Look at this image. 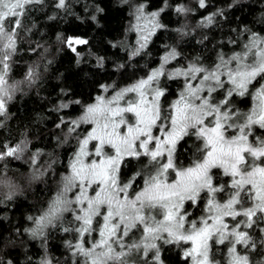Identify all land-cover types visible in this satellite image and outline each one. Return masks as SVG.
Listing matches in <instances>:
<instances>
[{"label": "snow or ice", "instance_id": "obj_1", "mask_svg": "<svg viewBox=\"0 0 264 264\" xmlns=\"http://www.w3.org/2000/svg\"><path fill=\"white\" fill-rule=\"evenodd\" d=\"M41 2L0 0V116L7 112V102L12 99V89L7 86L5 77L10 69L8 61L16 51L18 29L22 26L20 17L27 5ZM64 6L65 0H58L57 7ZM199 6L205 7V0H199ZM97 11L103 10L98 8ZM143 11V6L137 9L140 15ZM177 11L187 10L180 7ZM150 15L155 21L159 13ZM208 21L211 23V17ZM154 26L163 27L158 23ZM147 38L144 36L143 40L147 41ZM64 42L73 52L76 51L74 44L88 43L72 37ZM244 49L243 53H236L230 59L221 57L212 69L190 66L166 77L184 76L187 83L185 91L171 104L170 110H164V114L160 98L165 96V90L158 84L159 78L165 76L163 66L107 102L102 97L97 98V103L88 106L81 118L82 122L94 127L79 141V150L70 164V174L63 178L60 193L38 219V229L32 230L33 235H42L45 221L54 226V221L70 212L74 220L80 222L75 232L83 237L85 233L91 235L98 231L101 238L87 248L83 243L70 245L75 249L73 254L79 252L85 258L84 264H129L124 258L132 252L140 254L145 264L148 259L163 264L157 241L163 244L190 243L192 247L184 252V257L190 258L193 264H215L210 257L212 243L225 244L227 241L231 256L229 264H254L248 254L238 253L236 245L255 250L256 241L246 231L238 230L239 221L231 229L224 222V217L235 219L243 215L247 218L245 226L250 228L257 213L264 216V139L252 133L253 126L264 129V83L260 82L264 81V37L252 33L251 41L244 45ZM176 55L173 50L164 57V62ZM233 62L235 67L231 66ZM197 75L200 78L193 86L191 81ZM33 76L30 70L29 82ZM254 82L259 84L255 88L257 107L237 124L234 119L237 113L231 107L232 98L244 97L249 93V86L255 87ZM219 91H222L223 98L214 101L213 93ZM128 93L135 94V98L124 100L121 105L119 101ZM71 123L70 131L80 126L78 121ZM229 129L238 134L226 136ZM185 136L203 141V156L192 166L181 168L174 160V153L177 142ZM250 136L254 142L249 141ZM93 141L95 143L89 151L88 146ZM106 148L112 154H108ZM3 149L0 160L7 157L20 159L25 150L21 144L4 145ZM142 157L148 158L153 171L147 174L146 179L141 177L144 187L129 196L132 183L119 181L120 168L125 158L140 160ZM214 168L223 169L224 174L232 178L230 187L235 191L224 204L214 203V198L209 199L208 210L213 214L201 219L200 227L195 221H190L189 228L185 229L188 216L186 211L182 212L185 201L194 205L202 193L207 196L224 190L223 186L213 185L211 170ZM169 170L175 176L171 182L168 180ZM73 189L75 198L68 199L66 194ZM242 193L253 204L240 211L234 206L241 204ZM7 198L11 199V195ZM153 213L160 215L161 219L157 220ZM94 218H99L97 228H93ZM133 229H139L145 235L138 243L125 244L124 238ZM260 247L264 248V242Z\"/></svg>", "mask_w": 264, "mask_h": 264}, {"label": "trees", "instance_id": "obj_2", "mask_svg": "<svg viewBox=\"0 0 264 264\" xmlns=\"http://www.w3.org/2000/svg\"><path fill=\"white\" fill-rule=\"evenodd\" d=\"M205 2L200 7L199 0H66L64 7H57L58 0H42L26 6L5 77L12 99L0 116V151L4 145L26 140L28 155L0 160V264H84L85 258L73 254L75 249L70 247L76 245L78 221L62 220L41 236L32 230L60 192L85 135L87 126L70 131L71 122L96 100L103 85L116 89L134 82L173 50L179 65L211 67L221 57L227 60L243 52L252 33L264 37V0ZM141 6L143 15L137 12ZM180 7L187 11L178 12ZM152 12L159 13L163 27L140 50L135 21ZM69 37H83L88 43L73 52L64 42ZM30 70L34 73L31 82L27 79ZM180 84L177 79L170 81L163 108ZM241 102L251 103L249 95ZM202 147V140L185 136L177 144V165L188 167L202 159ZM146 160L126 159L121 167L123 181H140ZM200 205L201 200L195 209ZM256 225L248 232L257 248L248 254L254 264H264V248L260 247L264 216L256 215ZM64 226L72 230L65 231ZM214 247L213 255L218 258ZM184 248L182 243L167 245L161 252L163 264H186ZM139 261L128 260L129 264H145ZM146 264L158 262L148 259Z\"/></svg>", "mask_w": 264, "mask_h": 264}, {"label": "rangeland", "instance_id": "obj_3", "mask_svg": "<svg viewBox=\"0 0 264 264\" xmlns=\"http://www.w3.org/2000/svg\"><path fill=\"white\" fill-rule=\"evenodd\" d=\"M150 14L151 13L146 14L143 17H141L139 20L137 19V21H135V28L138 31V40H139L140 44H143L144 45V47L147 45L148 41L151 39V37L153 36V34L159 28V27H155L154 25L156 23H158V24L160 23L159 22V15L155 18V21H153V18L151 17ZM144 36H147L148 37L147 38V41H144L143 40V37ZM72 38H79V39L87 40V39H85L83 37H72ZM79 45H81V44H74L73 46L77 50V48H78ZM144 47H141V45H140V50H142ZM242 50H243V52L245 51L244 48ZM138 51H139V49H138ZM243 52H241V53H243ZM234 54H236V53H234ZM234 54H232L230 56V58ZM166 56H169V54H166V55H164L162 57L161 62H160V64L158 66H156L155 68H152L151 70H149L147 72V74L145 76L137 79L134 82H131V83L127 84V85L118 87L116 89H114L111 85H103L102 91H101V93L99 95H97V98L102 97L104 99V101L107 102V101L113 99L118 92H121L124 89L133 86L134 84H136L141 79H146L147 76L150 75L153 71H155L157 69H160L161 66H163V71L165 73V76H161L159 78L158 84H159V87L160 88H162V89L165 90V94L167 93V90L169 88L168 86L170 85V81L171 80L177 79V82L178 83L179 82L181 83L180 85H177L175 87V94L172 97V99L170 100V102L167 104L166 107L163 108V106L161 104L162 103V98L164 96L160 98V106H161V109H162V114H164V110H170L171 104H173L178 99L179 95L182 92L185 91V84L187 83V80L185 79L184 76H176L175 78H171V79L166 78V77L174 74L177 70H181V71L186 70L190 66H197V67H202V68H205V69H212L217 63L220 62V60H219V62H217L214 66H211V67L208 64H203V65H198V64L179 65L177 62L175 63L176 57L175 58L169 57L168 62L165 63L164 62V57H166ZM230 58L228 57L227 59H230ZM231 66L232 67H235V62H233V64ZM199 78H200L199 75H197L196 79L191 81L192 84H193V86H196L197 81L199 80ZM260 82L261 83H264V81H260ZM254 84H255V82H254ZM7 86H10V85L8 84ZM258 87H259V84H255V87L249 86V93H247L244 96V97H246L247 95H249L250 100H251V103H249V104L242 103L241 102V99H243L244 97L234 96L232 98L231 107L237 113L236 117H234V119L236 120V123L237 124H239L243 120L244 115L250 113L253 109H255L257 107V103L258 102H257V99L255 97V88H258ZM220 93L223 94L222 91L213 93V97L212 98H213L214 101H217V100H220V99L223 98V96H221ZM97 98L90 105H93V104L97 103ZM133 98H135V94L128 93L127 95H125L123 97V99H121L119 101V103L121 105H123L124 100L133 99ZM90 105H88V106H90ZM87 107L84 109V111L75 120V121L80 122V126L79 127L87 126L86 132H85V135L83 136V138L85 136H87V134L94 127V125H92V124H89L87 122H82L81 121V118L86 113ZM206 123H207V121H206ZM229 123H231V121H229ZM153 132L155 134V129L153 130ZM252 133H253V136L258 137L260 139H264V129H260L258 126H253ZM237 134L238 133H236L234 129H229L226 132V136H232V135H237ZM249 141L250 142H254L253 141V138L251 136L249 137ZM178 142H177V144H178ZM93 143H95V142L93 141V142H91L89 144V146H88V150L89 151L92 150V144ZM19 144H21V146L25 148L24 152L21 154V158L20 159H26V156L28 155L27 154V143H26V140L22 141ZM177 144H176V147H175L174 160H175V155H176ZM150 147H151V145H150ZM78 150H79V146H78L77 150L74 152L73 157L75 156V154H76V152ZM105 151L108 152V154H112L111 151L109 149H107V148L105 149ZM73 157L71 159V162L73 161ZM88 159H99V158H97V157H88ZM126 159H128V158H125V160L123 161L122 165L125 163ZM71 162H70V164H71ZM122 165H121V167H122ZM188 167H190V166H188ZM181 168H186V167H181ZM140 171H141V175L145 179L147 177V174L149 172L153 171L151 164L148 162V158H147L146 161L143 162V166L141 167V170ZM69 174H70V167H69V173L67 174V176ZM211 175H212V179H213V185L214 186H223V189L224 190L221 191V192H216V193L209 194L207 196H205L202 193L201 194V197L198 198V202L201 200V205H200V208L199 209H195V207L197 206L198 202L193 205L190 202L185 201V203L183 205V208H182V212L183 211H186L188 213V216L185 219V229H188L189 228V222L190 221H195L196 224H197V227H200L201 226L200 225L201 219L206 218V217H208V216H210V215L213 214V212H210L208 210V203H207V201L209 199H213L214 198V203L224 204V203H226L229 200V198L231 197L232 193L235 191L234 189H232L230 187L232 178L229 177V176H227V175H225L224 172H223V169L214 168V169L211 170ZM174 178H175L174 174L171 172V170H169V173H168V180H169V182H171ZM223 178L226 179V184L225 183L222 184ZM141 180H142V183H141ZM141 180L140 181H137V178H135L134 179V182H133V180H131V181H128V180L123 181V179L121 178V168H120L119 181L121 183H132V187L129 188V190H128L129 196H131L134 191H139L140 189H142L144 187V180L143 179H141ZM63 185H64V182L62 183V187H63ZM0 186H1V183H0ZM74 193H75V189H73L72 191H69L66 194L67 198L68 199H74L75 198L74 197ZM91 194H92L91 193V190H89V195H91ZM240 199H241V204L234 206L236 208V210L242 211L243 209H246V208L251 207L252 204H253V201L250 200V199H248L246 196H244L243 193L241 194V198ZM69 207H73L74 208V207H76V205H69ZM257 214H259V213H257ZM153 215L156 216V219L157 220L161 219V216L158 215L157 213H153ZM62 220H67V222H69V223L70 222L71 223H76L77 222L76 220H74L72 213L65 212L63 214V216H62L61 219L54 221V226L47 224V222L45 221V226L42 229V235L45 234V233L50 232V230L51 229H54L57 225H59V223ZM98 220H99V218H94L93 219V228H97L98 227V225H97V221ZM246 220H247V218L244 217L243 215L237 216L235 219H233L231 217H224V222L229 225V229H231L239 221L240 222V226H239V229L238 230L239 231H246L248 233V231H247L248 229L252 228L254 225L257 226L256 225V216L253 217L254 223L252 224V227H250V228L245 226V223L244 222ZM79 223L80 222L78 221L77 227L79 226ZM35 229H38V226L35 227ZM63 229H69V228L67 226H64ZM245 229H247V230H245ZM70 230H72V229H69V231ZM37 235L38 236H41V234H37ZM144 235H145V233H143L141 230H139V229H133L132 232L129 233V236L124 238V242H125V244L138 243V242H140V240L142 239V237ZM250 236L254 240V236H252V235H250ZM100 239L101 238H100V236L98 234V231H93V233L91 235H88L87 233H85L83 235V237H81L80 234L77 233L76 234V245L78 243H83L84 247H86V248L87 247H91L92 244L98 242ZM156 243L160 246V253L162 252V250L167 245H170V244H163L160 241H157ZM181 243L184 244V247H185L184 248V252L192 247V245L190 243H183V242H181ZM214 246H216V248H214V252H216V254L217 253H220V256L218 258L215 257V256H213V247ZM229 247H230V245H228L227 241L225 242V244L212 243V245H211V251H210V257L215 261V264H229V261L231 259V256H230L229 251H228V248ZM236 248H237L238 253H240L242 255L243 254H248L247 251L249 249H245L242 245H239L238 244V245H236ZM120 250L121 249H117V251H120ZM96 251H100V249H97ZM124 251H127V249H124ZM223 251H225L226 254H224ZM149 254H151V252ZM130 258H131V261H136V262H140L139 260H144V258L140 254H138L136 252H132L129 256H126L124 259L126 261H128V260H130ZM221 259L223 261H221ZM40 264H49V263L46 262V261H42ZM186 264H193V262L189 258V259H186Z\"/></svg>", "mask_w": 264, "mask_h": 264}, {"label": "flooded vegetation", "instance_id": "obj_4", "mask_svg": "<svg viewBox=\"0 0 264 264\" xmlns=\"http://www.w3.org/2000/svg\"><path fill=\"white\" fill-rule=\"evenodd\" d=\"M245 230H247V229H245ZM247 231H248V230H247ZM248 234H249V232H248ZM249 235H250V234H249ZM218 247H219V246H218ZM214 248H216V246H215ZM219 248H220V247H219ZM247 252H248V251H247ZM224 254H226L225 251H224ZM248 255H249V254H248ZM213 256H214V255H213ZM224 257H225V256H224ZM224 257H223V258H224ZM223 258H222V259H223ZM222 259H221V261H223ZM221 261H220V262H221Z\"/></svg>", "mask_w": 264, "mask_h": 264}]
</instances>
